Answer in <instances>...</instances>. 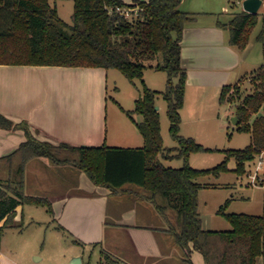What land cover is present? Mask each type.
<instances>
[{"label": "trees", "instance_id": "16d2710c", "mask_svg": "<svg viewBox=\"0 0 264 264\" xmlns=\"http://www.w3.org/2000/svg\"><path fill=\"white\" fill-rule=\"evenodd\" d=\"M182 0H148L126 4L123 0H74L73 23L59 15L50 0H0V64L104 67L120 70L129 80L140 79L143 93L134 108L123 109L134 120L144 138L140 147L76 146L66 142L53 144L37 139L27 122L15 123L0 113V127L23 129L26 141L11 154L0 158V230L19 228L15 221L19 205L45 206L53 213L48 196L26 193V170L33 160L47 157L52 165H73L85 171L97 185L110 188L116 195L134 198L153 207L167 223L161 229L166 242L188 252L192 242L204 257V264H259L264 256V214L228 212L230 199L218 209L232 225L230 230L203 228L200 215V190L207 186L198 179L219 176L229 171L249 172L248 163L264 152V12L244 9L219 25L229 31L230 43L244 48L262 18L256 40L263 46V63L251 73L252 90L225 85L221 102H235L239 116L236 129L251 135L244 148L222 150L225 158L212 168H196L190 156L212 149L194 137L181 134V109L185 103L187 70L182 65L181 49L186 24L195 13L180 9ZM130 9V16L118 10ZM156 60L155 63L148 61ZM150 67L167 73L166 88L155 90L144 80ZM167 101L169 131L178 146L166 147L161 132L157 97ZM135 115H141L137 121ZM182 159L181 167L167 166L164 160ZM101 264H125L103 251Z\"/></svg>", "mask_w": 264, "mask_h": 264}, {"label": "crops", "instance_id": "0c3cea01", "mask_svg": "<svg viewBox=\"0 0 264 264\" xmlns=\"http://www.w3.org/2000/svg\"><path fill=\"white\" fill-rule=\"evenodd\" d=\"M123 1L130 5L148 0ZM232 1L182 0L180 4L181 10L195 13L185 26L181 42V61L187 70L185 103L180 111L181 134L217 150L227 139L226 132L228 134L230 127L226 117L238 116L235 109L223 113L218 109V105H222V89L225 85L240 83L244 78L251 80V73L256 71L253 56L256 53L260 56L261 52L260 46L255 44L259 42L256 36V42L250 40L244 48H239L230 43L229 31L218 24L229 20L222 19V13L228 11ZM237 2L242 10V2ZM108 71L104 67L0 64V113L15 123L27 122L37 139L53 144L143 146L144 138L136 122L118 103L126 120L121 121L118 131L109 135L105 91L98 92L96 99L93 98L96 106H90L85 104V94L71 89L70 84L75 85L85 74L106 82ZM147 84L161 90L148 80ZM232 103L228 102L229 106ZM137 116L135 119L141 121L142 116ZM26 139L23 129L0 127V158L14 152ZM170 160L173 159L164 160V163ZM230 163L232 159L229 168L234 170L237 163L234 167ZM63 166V171L66 169V173L74 178L75 191L57 192L61 177L50 175L53 165L47 157L33 160L26 170V183L27 173L34 174L36 185L46 193L42 196H48L52 201L51 215L60 227L78 234L85 243L101 247L125 264H204L203 254L192 242L185 250L191 263L183 251L166 242L161 229L167 228V223L159 218L152 206L116 195L110 188L95 184L85 171ZM218 209L214 213H218ZM199 210L204 229L224 230L220 227L224 226L223 222L201 207V203ZM24 215L25 206L19 205L15 221ZM15 228L0 230V264H23L10 237L6 236V230Z\"/></svg>", "mask_w": 264, "mask_h": 264}, {"label": "rangeland", "instance_id": "374dc122", "mask_svg": "<svg viewBox=\"0 0 264 264\" xmlns=\"http://www.w3.org/2000/svg\"><path fill=\"white\" fill-rule=\"evenodd\" d=\"M53 6H56L61 18L68 24L73 23L72 14L74 10V0H50ZM232 1V0H231ZM228 11L222 13V19H230L232 14L240 11L241 4L237 0H233L228 4ZM184 9V7H182ZM259 12H264V6H261ZM262 26V18H259L258 24L251 36L250 40L256 42L254 37L260 31ZM260 46V56L256 53L253 56L255 61V70H257L263 63V48L262 43H255ZM258 56V58H257ZM258 59V60H257ZM156 60L148 61V63H155ZM106 82H99L95 77L85 74L84 77H79L76 84H70L71 89L75 92L85 94V104L96 106L93 98L96 99L98 92L107 93L108 110L105 114L107 119V127L109 135H112L121 127V121L126 120L125 113L119 108L121 105L124 109H132L135 105L136 97L143 93V83L140 79L134 81L129 80L120 70L110 68ZM252 72V71H251ZM73 81V79H71ZM144 80L150 81L155 87H159L160 91L166 88L167 73L162 70H157L148 67L145 70ZM71 82V81H70ZM148 85V84H147ZM241 89V95L249 93L253 84L251 80H241L240 83L233 86L231 93L235 92L236 88ZM119 105H118V104ZM218 109L223 113L225 110H234L236 108L235 102L228 104V102H221ZM157 106L161 117V132L164 138V145L166 147L178 146V142L173 139L170 134V120L167 114V101L159 94L157 97ZM231 110V112H232ZM138 117L137 115H135ZM233 115L226 117L229 123L227 139L223 146H219L218 150L210 152H198L192 155L190 164L196 168H212L218 165L225 158L222 150L225 149H240L244 148L251 142V135L247 132H239L232 122ZM120 132V131H119ZM199 142V141H198ZM213 149V148H212ZM236 160L232 158L230 166H235ZM258 158L248 163V169L254 170ZM167 166L181 167L183 165L182 159H173L167 162ZM68 168H75L73 165H66ZM63 165H53V171L50 175L61 177V185L57 192L62 190L65 192L75 191L73 184L74 178L70 174L63 171ZM232 169V168H231ZM261 172H264V163L261 167ZM248 173L239 175L234 170L222 172L219 176L207 175L202 176L198 180L207 185H211L207 189L200 190L201 207H205L208 212L214 213L215 209L219 208L227 199H230L228 212L248 213L255 215L264 214V186H254L248 183ZM0 176L5 178V173L0 171ZM34 174L27 173L26 193L46 195L41 187L39 188L34 181ZM25 215L19 220L21 226L15 229L6 230V236L10 237L11 245L15 248V253L23 264H101L103 251L99 246H93L83 242L78 234L64 229L54 221L53 216L45 206L25 204ZM214 216L223 222L220 227L224 230L232 229L231 223L218 213ZM77 263H74L75 260ZM259 264H264V256L259 258Z\"/></svg>", "mask_w": 264, "mask_h": 264}, {"label": "built area", "instance_id": "2783aa9c", "mask_svg": "<svg viewBox=\"0 0 264 264\" xmlns=\"http://www.w3.org/2000/svg\"><path fill=\"white\" fill-rule=\"evenodd\" d=\"M264 6V0H262V5ZM118 10H121V12L125 13L126 16H130L131 10L130 9H121L118 7ZM263 153L259 155V159L257 164L255 165L254 170H250L248 172V183L254 186H264V173L261 172L262 164L264 163Z\"/></svg>", "mask_w": 264, "mask_h": 264}, {"label": "water", "instance_id": "95a60500", "mask_svg": "<svg viewBox=\"0 0 264 264\" xmlns=\"http://www.w3.org/2000/svg\"><path fill=\"white\" fill-rule=\"evenodd\" d=\"M239 1L242 2L243 9L250 13H258L262 5V0H239ZM156 108L159 109V106H156ZM232 120L235 124L238 123L239 116H234ZM77 261L79 260L76 259L74 263H77Z\"/></svg>", "mask_w": 264, "mask_h": 264}]
</instances>
